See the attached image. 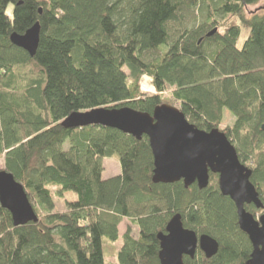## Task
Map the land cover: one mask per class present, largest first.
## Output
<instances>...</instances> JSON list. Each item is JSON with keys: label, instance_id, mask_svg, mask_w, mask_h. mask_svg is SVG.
I'll return each instance as SVG.
<instances>
[{"label": "trees", "instance_id": "16d2710c", "mask_svg": "<svg viewBox=\"0 0 264 264\" xmlns=\"http://www.w3.org/2000/svg\"><path fill=\"white\" fill-rule=\"evenodd\" d=\"M261 1L0 0V159L39 219L15 227L0 206V264H105L104 240H119L124 219L137 226L138 238L128 227L119 264H160L157 236L177 214L186 229L220 246L211 261L198 251L185 264L250 259L252 245L217 175L205 190L156 185L147 137L61 123L98 108L152 114L167 105V91L201 131L219 129L227 112L234 121L226 136L264 204V10L247 14ZM37 23L32 58L10 38ZM243 28L250 35L239 48ZM144 75L156 95L141 92ZM105 159L118 160L121 174L105 180ZM53 188L59 198L76 197L64 212L54 211Z\"/></svg>", "mask_w": 264, "mask_h": 264}, {"label": "water", "instance_id": "95a60500", "mask_svg": "<svg viewBox=\"0 0 264 264\" xmlns=\"http://www.w3.org/2000/svg\"><path fill=\"white\" fill-rule=\"evenodd\" d=\"M217 33L214 30L207 37ZM41 27L37 23L25 34H12L11 43L35 57L40 43ZM61 126L80 129L99 126L118 130L138 141L149 140L154 170L152 182L156 185H173L182 182L186 189L197 185L208 188L210 175L219 178V190L235 205L240 230L252 245L250 259L245 264H264V214L257 220L246 207L264 210L260 194L251 182L252 170L241 163L234 145L219 129L201 131L191 125L178 108L163 105L152 114L130 108H98L73 113ZM0 206L12 217L15 227L38 223L25 188L13 175L0 171ZM160 243V264H185L184 257L194 259L200 250L207 260L215 258L219 243L208 235L198 236L186 229L180 214L175 215L166 227V233L157 236Z\"/></svg>", "mask_w": 264, "mask_h": 264}, {"label": "rangeland", "instance_id": "374dc122", "mask_svg": "<svg viewBox=\"0 0 264 264\" xmlns=\"http://www.w3.org/2000/svg\"><path fill=\"white\" fill-rule=\"evenodd\" d=\"M260 10H264V0H262L257 6L250 7L247 9V14L260 12ZM8 15H13V7L10 6L7 11ZM261 13V12H260ZM232 19H227L226 22L223 24H228L232 22ZM220 31H223V29H220ZM250 35V30L248 28H243L242 35L239 42V48H241L244 44V42L247 40V38ZM145 76V75H144ZM141 84V83H140ZM171 91H167L163 94V100L168 104H171L169 106L178 108V105L175 103H171ZM170 102V103H169ZM234 118L229 114L225 113V119L224 123L220 126L219 130L223 132L224 134H227L226 130L228 127H230L233 124ZM4 168V160L0 159V171ZM104 174L103 178L105 180H108L110 178L116 177L121 174L122 167L118 160L115 159H105L104 160ZM54 193V202H55V212H64L66 210V202L67 201H75L76 197L74 194H68L67 196H64V198H59L56 195V189H52ZM258 213L255 214V218L258 220L259 217L264 214V210H257ZM128 227H131L132 229V235L133 238H138V229L137 226H135L131 220L124 219L122 223L119 226V240L115 243L109 242L108 240H104V258H105V264H119L118 261V254L121 251L123 244H124V235L126 234Z\"/></svg>", "mask_w": 264, "mask_h": 264}, {"label": "built area", "instance_id": "2783aa9c", "mask_svg": "<svg viewBox=\"0 0 264 264\" xmlns=\"http://www.w3.org/2000/svg\"><path fill=\"white\" fill-rule=\"evenodd\" d=\"M140 83V90L144 95H156V89L152 77L145 75L142 77Z\"/></svg>", "mask_w": 264, "mask_h": 264}, {"label": "flooded vegetation", "instance_id": "af4514ba", "mask_svg": "<svg viewBox=\"0 0 264 264\" xmlns=\"http://www.w3.org/2000/svg\"><path fill=\"white\" fill-rule=\"evenodd\" d=\"M198 251H200V250H198ZM198 251H197V252H198ZM184 258H185V257H184Z\"/></svg>", "mask_w": 264, "mask_h": 264}]
</instances>
